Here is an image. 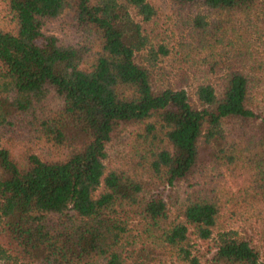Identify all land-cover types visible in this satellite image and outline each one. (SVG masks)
Returning a JSON list of instances; mask_svg holds the SVG:
<instances>
[{
	"label": "trees",
	"instance_id": "obj_1",
	"mask_svg": "<svg viewBox=\"0 0 264 264\" xmlns=\"http://www.w3.org/2000/svg\"><path fill=\"white\" fill-rule=\"evenodd\" d=\"M0 264H264V0H0Z\"/></svg>",
	"mask_w": 264,
	"mask_h": 264
},
{
	"label": "rangeland",
	"instance_id": "obj_2",
	"mask_svg": "<svg viewBox=\"0 0 264 264\" xmlns=\"http://www.w3.org/2000/svg\"><path fill=\"white\" fill-rule=\"evenodd\" d=\"M122 149H123V146L121 144L120 138H115L113 140V142L110 144V146L108 147V152H109V155L113 158L116 155H118L119 153H121ZM253 237L256 238L254 235H253ZM254 238H252V239H254Z\"/></svg>",
	"mask_w": 264,
	"mask_h": 264
}]
</instances>
